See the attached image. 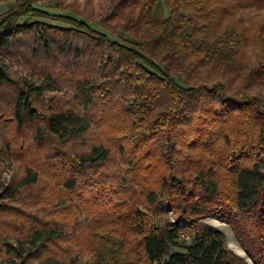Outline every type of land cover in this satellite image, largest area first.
<instances>
[{
  "label": "trees",
  "instance_id": "1",
  "mask_svg": "<svg viewBox=\"0 0 264 264\" xmlns=\"http://www.w3.org/2000/svg\"><path fill=\"white\" fill-rule=\"evenodd\" d=\"M96 1L19 0L0 14V90L14 87L18 126L54 147L50 168L31 161L0 185V212L31 220L0 225V254L250 264L216 218L264 264V0ZM24 47L49 67L32 73L41 85L10 62ZM34 196L52 212L32 211Z\"/></svg>",
  "mask_w": 264,
  "mask_h": 264
},
{
  "label": "rangeland",
  "instance_id": "2",
  "mask_svg": "<svg viewBox=\"0 0 264 264\" xmlns=\"http://www.w3.org/2000/svg\"><path fill=\"white\" fill-rule=\"evenodd\" d=\"M19 0H0V14L9 11ZM76 1L80 3L82 7L85 5V0H67L68 4L73 3ZM100 2L108 6L109 0H97L96 3L98 4V9L102 10L100 7ZM41 3H39L40 6ZM40 8H42L40 6ZM53 13H62L58 10L52 11ZM24 48H20L16 51V54L10 62H13L14 69L17 71V75L21 76H28L29 79L31 78V82L36 85H41L43 81L39 80L37 76L32 75V73L49 69L48 66L45 65V59L42 57L39 60L26 62L23 53ZM32 50V47L30 48ZM28 46V52L31 53ZM43 72V73H44ZM64 93H57L54 96L58 98H63V102L66 103V94L70 96L69 93H65L67 91L66 88H63ZM50 96L52 94H48L46 99L40 101L43 105L44 113L48 112V104L50 101ZM17 97V93L14 87L6 86L0 90V185L2 184H9L13 181L14 178L24 176L25 166L30 163L31 161L33 164H37L38 166H43L45 168H50V166L46 163L49 154H53L54 147L52 144L48 143H41V141L36 142V135L35 129L33 127H24L20 128L14 118V104L15 99ZM46 100V101H45ZM44 101V104H43ZM81 151L83 148L78 147ZM27 158V159H21ZM32 164V165H33ZM41 189L38 187L36 188L35 192H39ZM40 202V205H30L29 208H32V211H35L37 208H41L44 210H52L48 209L49 207L44 204V200L40 199L38 196H34V198ZM14 204L10 205L13 206ZM15 206V205H14ZM0 212V225H8L10 226L13 220L20 218V224H27L31 222L28 220L30 216L29 211H24L19 207H5ZM25 213H29L25 218L23 215ZM20 215V216H19ZM207 223L221 229L226 235V243L227 246L232 249L236 254L240 255L243 258H246L250 264H253L252 261L247 257L246 252L242 249L240 244L238 243L235 234L231 227L225 223L220 221L216 218H209L206 220ZM14 227V226H12ZM16 229H13L14 234L9 237L10 242L15 243L18 239V232H15ZM183 240V239H181ZM39 264V259H28L21 261L13 256L6 255L4 253L0 254V264Z\"/></svg>",
  "mask_w": 264,
  "mask_h": 264
}]
</instances>
